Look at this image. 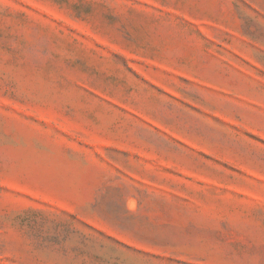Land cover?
<instances>
[{"label": "rangeland", "instance_id": "374dc122", "mask_svg": "<svg viewBox=\"0 0 264 264\" xmlns=\"http://www.w3.org/2000/svg\"><path fill=\"white\" fill-rule=\"evenodd\" d=\"M0 264H264V0H0Z\"/></svg>", "mask_w": 264, "mask_h": 264}]
</instances>
